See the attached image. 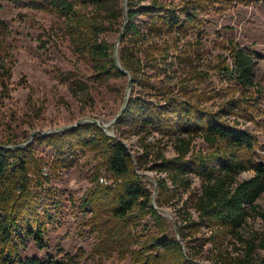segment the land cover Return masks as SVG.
Wrapping results in <instances>:
<instances>
[{"label": "rangeland", "instance_id": "374dc122", "mask_svg": "<svg viewBox=\"0 0 264 264\" xmlns=\"http://www.w3.org/2000/svg\"><path fill=\"white\" fill-rule=\"evenodd\" d=\"M68 1L92 14L104 26L113 21L111 15L96 9L87 0ZM163 1L178 6L188 0ZM37 3L39 0H0V20L8 30L3 41L4 53L12 63L10 96L0 101V148L22 152L28 164L29 196L39 210L45 207L54 216L44 234V248H37L34 241L28 239L25 248L20 250V258L60 260L68 255L72 264H133L131 253L145 251L152 237L160 235V230L149 215L136 217L129 223L133 237L130 239L128 228H124L122 235L116 234L113 227L121 224L104 213L101 217H92L90 208L83 206L85 195L92 187H115L117 183L105 170L100 148L93 145L92 141L99 142L100 138L96 127L121 140L133 156L141 154L140 144L145 140L150 149L148 157L143 159L145 169L151 167L158 155L175 157L173 139L149 130L139 140L128 126L115 122L104 131L87 119L98 120L101 125L111 123L123 108L125 96L128 100L142 97L151 86L161 85L158 73L149 71L148 78L135 84L131 78L129 88L128 76L99 78L89 58L75 53L64 18L47 6L39 8ZM224 5L200 12L198 30L180 42L188 58L183 64L206 73L197 82L188 84L187 91L199 99L200 107L212 112L226 109L232 106L231 101L235 102L232 113L225 119L255 135V159L264 161V0H254L247 5ZM121 6L125 7L124 0ZM120 32L116 24L113 32L101 36L114 50L117 45V55ZM233 46L244 49L252 57L253 88L242 89L222 74L223 63H230ZM248 97L257 101L243 100ZM52 136H55L50 139L53 146L43 139ZM206 150L202 139L192 142V151ZM139 174L154 199L158 195V180L166 182L171 189L166 174L150 169ZM252 176V172H244L238 178ZM190 177L192 184L188 192L180 189L165 198L161 207L155 202L153 205L165 220L170 236L181 242L179 232L187 235L188 247L197 253V264H214L217 254L210 242V232L200 225L185 227L187 214L198 222L190 206L191 195L199 191L200 182L193 174ZM100 178H104L108 186L102 184ZM256 205L264 214V193L256 200ZM93 225H101L100 230L106 234L104 240ZM247 225L246 235L251 231H264L263 221L258 217L248 219ZM233 246L243 250V245L232 240L225 242L220 251L232 253ZM257 254L264 256L261 251ZM164 262L169 264L171 260Z\"/></svg>", "mask_w": 264, "mask_h": 264}, {"label": "trees", "instance_id": "16d2710c", "mask_svg": "<svg viewBox=\"0 0 264 264\" xmlns=\"http://www.w3.org/2000/svg\"><path fill=\"white\" fill-rule=\"evenodd\" d=\"M87 1L111 15L113 21L104 26L92 14L68 0H39L37 6H47L64 18L75 53L89 58L99 78H122L128 76L126 71L135 84L148 78L149 71L158 73L161 85L151 86L142 97H130L116 122L132 129L139 140L149 130L173 139L175 157L158 155L149 167L166 174L171 187L168 188L164 181H157L155 205L161 207L165 198L180 189L188 192L193 174L199 179L200 187L191 195L190 208L198 222L187 214L184 223L185 227L200 225L210 232V242L217 254L214 264H264V256L257 254V251L264 253V231L245 234L250 218H260L264 228V214L256 205V200L264 193V161L255 159L256 137L225 119L232 113L235 102L231 101L232 106L226 109L212 112L200 107L199 99L188 93V84L197 82L206 73L183 64L188 58L180 46L182 39L198 30L200 12L224 4L247 5L254 0H188L178 6L163 0H126L124 8L121 0ZM116 24L120 31L124 26L118 51L124 71L116 65L114 46L101 38L113 32ZM7 32L6 25L0 20V101L10 96L12 84V63L3 47ZM229 56L230 63L222 65L224 78L242 89L253 88L251 55L233 46ZM76 84L86 88L81 83ZM73 95H76L74 91ZM243 100L257 101L252 97ZM96 130L100 138L99 142L92 141L93 145L100 148L105 170L117 183L115 187H92L85 195L83 206L90 208L92 217H101L104 213L121 224L114 225L116 234L122 235L124 228H128L130 239L133 238L129 230L131 221L146 215L152 218L160 235L152 237L145 251L131 253L133 264H165V259L171 260L169 264H197V253L188 247L187 235L179 232L181 243L168 234L165 220L152 203L153 192L139 174L149 170L143 162L150 154L146 141H141V154L133 156L121 140L107 136L97 127ZM53 137L43 139L53 146L50 140ZM196 138L206 144V151H192V142ZM244 172H252L253 176L239 179ZM27 174L28 164L19 149L0 148V264H72L68 255L60 260L53 257L45 260L20 258V250L25 248L28 239H32L37 248H44V234L54 219L48 209L39 210L32 202ZM93 226L104 240L106 234L100 230L101 225ZM232 240L243 245V250L233 246L232 253H222L223 244Z\"/></svg>", "mask_w": 264, "mask_h": 264}, {"label": "water", "instance_id": "95a60500", "mask_svg": "<svg viewBox=\"0 0 264 264\" xmlns=\"http://www.w3.org/2000/svg\"><path fill=\"white\" fill-rule=\"evenodd\" d=\"M124 6H126V0H124ZM126 20H127V19H126ZM123 29H124V26H123L122 29H121V32H120V35H119V39H118V40H120V38H121V35H122V33H123ZM116 46H117V45H116ZM116 46H115V50H114V59H115L116 65L119 67V69H120L121 71H124L123 67H121V65H120V63H119V60H118V55H117V53H116ZM125 73H126V74L128 75V77H129V80H128V88H129V86L131 85V76H130V74H129L128 72L125 71ZM127 100H128V97L125 96V98H124V103H123V108L121 109V111L119 112V114L116 116V118H115L111 123L106 124V125H103V126H100L98 120H95V119H87V121H89V122H91V123L97 125L98 127H100L101 129H103V130L105 131L107 128L111 127V126L113 125V123L117 122L119 116L122 114V112H123V110H124V107H125L126 104H127ZM79 124H80V122H79L77 125H79ZM77 125H76V126H77ZM105 134H106L107 136H111V135L108 134L107 132H105ZM153 202H154V198H153V200H152V203H153ZM154 207H155V206H154Z\"/></svg>", "mask_w": 264, "mask_h": 264}, {"label": "built area", "instance_id": "2783aa9c", "mask_svg": "<svg viewBox=\"0 0 264 264\" xmlns=\"http://www.w3.org/2000/svg\"><path fill=\"white\" fill-rule=\"evenodd\" d=\"M100 182L106 186H108L107 181L104 178H100Z\"/></svg>", "mask_w": 264, "mask_h": 264}, {"label": "bare ground", "instance_id": "6f19581e", "mask_svg": "<svg viewBox=\"0 0 264 264\" xmlns=\"http://www.w3.org/2000/svg\"><path fill=\"white\" fill-rule=\"evenodd\" d=\"M99 125H100V126H103V125H101L100 123H99ZM106 130H107V129H106Z\"/></svg>", "mask_w": 264, "mask_h": 264}]
</instances>
